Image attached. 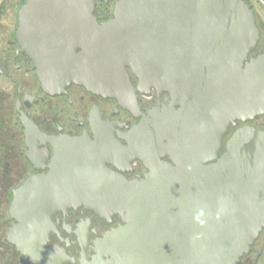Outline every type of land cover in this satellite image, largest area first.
Returning <instances> with one entry per match:
<instances>
[{
    "label": "water",
    "instance_id": "95a60500",
    "mask_svg": "<svg viewBox=\"0 0 264 264\" xmlns=\"http://www.w3.org/2000/svg\"><path fill=\"white\" fill-rule=\"evenodd\" d=\"M95 11L96 0H28L20 52L46 94L78 86L142 118L129 143L150 173L129 181L98 157L101 145L63 141L51 175L14 191L6 243L20 264H44L47 235L33 216L84 208L125 224L111 236L116 264H240L264 229V131L245 127L225 143L238 123L264 117L253 6L119 0L102 24ZM152 91L172 101L145 117L139 96Z\"/></svg>",
    "mask_w": 264,
    "mask_h": 264
},
{
    "label": "flooded vegetation",
    "instance_id": "af4514ba",
    "mask_svg": "<svg viewBox=\"0 0 264 264\" xmlns=\"http://www.w3.org/2000/svg\"><path fill=\"white\" fill-rule=\"evenodd\" d=\"M0 36V79L11 88V111L0 119V241L1 250L13 255L14 264H20V253L6 243L10 230L18 223L12 220L10 208L17 191L30 177H47L58 164L63 141L80 139L99 148L106 167L129 181L143 180L150 173L137 159L130 146L135 128L142 122L117 101L88 93L71 86L60 95H48L41 89L33 63L20 52L16 33ZM119 0H96L94 16L102 24L113 18ZM246 1V0H245ZM247 2V1H246ZM2 10H0L1 15ZM260 31L261 27L258 25ZM8 35V34H7ZM264 53L261 41L254 56ZM137 87L138 82L133 79ZM9 100V98H8ZM168 94L139 96L142 115L169 107ZM8 109V108H7ZM250 127L264 131V117L248 123H238L230 134ZM87 149V147H85ZM167 162V160H165ZM40 236L47 235L46 263L44 264H116L109 246L112 235L125 227L118 215L100 216L84 208L40 212L33 216ZM50 221V222H49ZM240 264H264V229L251 252Z\"/></svg>",
    "mask_w": 264,
    "mask_h": 264
},
{
    "label": "rangeland",
    "instance_id": "374dc122",
    "mask_svg": "<svg viewBox=\"0 0 264 264\" xmlns=\"http://www.w3.org/2000/svg\"><path fill=\"white\" fill-rule=\"evenodd\" d=\"M246 1L254 8L257 25L261 27L264 42V5L260 0ZM21 4L20 0H0V10H2L0 15V36H8L9 38V36L13 35L17 27V12ZM10 93V86L4 80L0 79V119H2V115L6 111H11V105H9L11 99ZM2 245L3 243L0 241V264H14L15 259H13V255L4 253L1 250Z\"/></svg>",
    "mask_w": 264,
    "mask_h": 264
},
{
    "label": "bare ground",
    "instance_id": "6f19581e",
    "mask_svg": "<svg viewBox=\"0 0 264 264\" xmlns=\"http://www.w3.org/2000/svg\"><path fill=\"white\" fill-rule=\"evenodd\" d=\"M46 260H47V259L45 258L43 261H46ZM34 261H35V260H32V263H31V264H34ZM45 263H46V262H45Z\"/></svg>",
    "mask_w": 264,
    "mask_h": 264
}]
</instances>
